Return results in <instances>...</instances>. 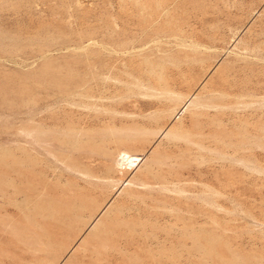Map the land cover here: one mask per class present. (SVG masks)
I'll use <instances>...</instances> for the list:
<instances>
[{"label":"rangeland","instance_id":"rangeland-1","mask_svg":"<svg viewBox=\"0 0 264 264\" xmlns=\"http://www.w3.org/2000/svg\"><path fill=\"white\" fill-rule=\"evenodd\" d=\"M166 89L180 95L169 102ZM191 94L200 107L164 110ZM33 125L62 159L44 186L27 166ZM122 136L142 157L130 168L111 157ZM186 138L215 148L189 154ZM69 164L107 177L83 181ZM160 172L185 180L163 191L125 184ZM67 188L84 206L46 260L75 248L111 199L67 264L82 263V246L113 242L126 211L142 224L108 264H264V0H0V201L46 204ZM6 205L19 224L22 212ZM191 226L208 236L201 252L181 232Z\"/></svg>","mask_w":264,"mask_h":264},{"label":"bare ground","instance_id":"bare-ground-1","mask_svg":"<svg viewBox=\"0 0 264 264\" xmlns=\"http://www.w3.org/2000/svg\"><path fill=\"white\" fill-rule=\"evenodd\" d=\"M163 95L165 99L171 102L173 99L178 98V95L180 94H178L177 91L166 89ZM187 95L188 94H186V96ZM48 96L49 93L39 98V108L50 103L48 101ZM195 97L196 96L191 94L188 98H186V100L184 99L185 101L178 108L177 106H166L164 110L167 112L169 111L172 117L176 114H178L177 117H179V115H181L191 105L199 107L202 105V103H196L194 101ZM29 102L31 107L37 103L34 98H30ZM30 118L31 120L34 118L32 112H30ZM171 119L169 121V126L162 132L165 135L171 133L174 129L175 125L171 123ZM197 134L199 135V133ZM28 135L30 151L27 153V166L32 168L29 170V174L33 179H36L38 183L44 186L48 178L55 175L54 171L57 169V163L62 159L57 155L56 150L51 148V145H49L50 142L47 140L48 137L43 127L40 126L38 128L34 125L31 126L28 129ZM128 139L133 140L134 138H130L129 136L119 137L117 142L120 146L116 149L115 154L111 153L114 164L119 168H130L134 163L137 164L142 158L129 149L128 145L130 144L127 146H121L122 143L131 142ZM185 142V150L189 154L201 155L204 151H210L215 148L210 144H206L199 138H186ZM104 153L109 152L106 151ZM89 160V162H92L94 159ZM67 170L86 182H91L93 180L101 181L103 178L107 177L104 173L93 172L90 168L82 165L69 164L67 166ZM151 177V180L140 179L137 181L131 176L127 179L125 184L132 186L135 185L136 187L139 185L142 188L148 189V191L154 189L163 191L170 189L169 183L176 184L181 180H185L184 177H169L167 172L156 173ZM134 191V189H129L127 191V195L129 197H135L137 194ZM77 196L78 195L74 192V190L67 188L66 190L60 189L56 196L52 200H48L46 204L39 201L33 202L32 204L25 203L20 205L16 202V199L8 196L4 200L0 201V237L2 234L7 233L6 241L8 244L7 248L0 250V264H67L70 259V255L67 254L73 247L67 252L64 251L66 250L65 248L63 251L58 252L59 254L57 253L60 258L63 256L64 252H66L65 256L59 263H57L59 258L53 262L46 260V258L48 253L54 249L57 238L69 225H71L75 218L80 216V211L84 204ZM141 201L145 202L143 198H141ZM7 203L15 204L18 210L22 212L23 218L19 224H12L13 220L11 218V212H13V210L8 208L6 205ZM112 203L113 201L110 199L91 220L87 232L80 239L77 246L72 249L73 252L78 250L80 245H83V243L87 241L88 237H94L95 229L98 227L99 223H101L104 217L112 211ZM213 205H215V203H213ZM120 211L122 212V210ZM130 215L131 212L126 211L124 215H120L114 219L112 232L116 235V238L114 239L113 237V242L110 244L104 242V240H99L97 243L95 242V245H93L92 249L88 252L86 251L87 248L82 246V250L78 255V258L82 262L80 264H108L109 261L107 259V255L115 257L122 253L127 244H129V242H131L134 238V233L139 230L142 224L141 221H134L130 219ZM185 229L181 232L186 234L192 240L189 248H192L197 252L204 250L205 245L201 239L208 237L205 236V232L200 228H194L192 226L186 230ZM209 238L214 239L212 236H209ZM102 252L106 253V256L98 257L97 255ZM86 257H88V260L84 262L83 259ZM105 259L106 261H103Z\"/></svg>","mask_w":264,"mask_h":264}]
</instances>
